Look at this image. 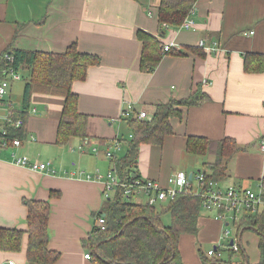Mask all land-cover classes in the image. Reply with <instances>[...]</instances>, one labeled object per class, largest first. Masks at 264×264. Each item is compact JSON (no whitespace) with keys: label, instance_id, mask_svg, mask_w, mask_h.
I'll return each instance as SVG.
<instances>
[{"label":"crops","instance_id":"obj_1","mask_svg":"<svg viewBox=\"0 0 264 264\" xmlns=\"http://www.w3.org/2000/svg\"><path fill=\"white\" fill-rule=\"evenodd\" d=\"M160 1L0 0V56L14 49L62 53L74 44L78 51L99 58L87 68L85 78L71 87L78 110L87 115L84 137L56 144L64 97L46 90L30 91L28 136L16 152L49 162L54 173L13 164L7 149L0 153V228L26 231L27 201H48V248L60 254L53 264H100L82 240L90 235L93 214L103 205V179H86L84 174L112 169L105 152L114 140L120 148L113 157L124 156L131 126L129 118L120 114L127 103L145 111L148 118L156 104L171 98H185L197 90L207 96L170 119L172 133L161 144H140L132 175L165 185L176 171L208 172L206 163L213 161L212 155L185 150L187 137L198 135L213 140L227 137L240 146L226 163L225 178L220 180L224 184L258 190L264 180V62H259L264 60V0H196L191 29L181 28L182 23H160ZM138 32L157 38L162 46L171 45L169 51L161 50L151 71L140 67ZM200 39L206 45L217 42L219 49L205 52L198 45ZM18 71L21 79L9 83L0 101V126L9 109L22 108L27 70ZM221 223L213 213L200 209L196 232L182 234L178 240L182 264H203L199 253L207 257L206 252L217 245L226 225ZM236 224L227 223V227L237 236L243 254L233 252L231 260L243 258L244 264H256L259 235L250 229L237 234ZM226 240L228 244L230 239ZM203 241L208 243L206 252L198 248ZM26 246L24 232L19 250L0 248V262L11 259L29 264ZM234 254L238 257L233 260ZM227 257L224 252L221 259Z\"/></svg>","mask_w":264,"mask_h":264},{"label":"trees","instance_id":"obj_2","mask_svg":"<svg viewBox=\"0 0 264 264\" xmlns=\"http://www.w3.org/2000/svg\"><path fill=\"white\" fill-rule=\"evenodd\" d=\"M196 0H161L158 7V20L166 25L176 26L183 22ZM142 42L140 67L151 71L158 64L163 46L161 42L146 33L138 32ZM13 56L14 69H26L22 92V108L13 114V120L22 119V125L16 128L12 123H3L7 137L18 138L21 141L28 136L26 128L27 107L31 89L46 90L61 94L64 102L57 125L56 144L65 145L71 138L86 136L87 115L78 110L77 94L71 90L72 83L83 80L90 65L99 62L95 55L77 50L74 44L68 46L62 53L7 50ZM4 54V53H3ZM0 56V68L6 62ZM260 65L264 60H260ZM247 68L252 69L246 63ZM207 98L201 90L185 98H171L155 105L150 117L143 119L129 118L131 137L127 140L126 152L120 158L109 159L112 170L121 179L130 180L136 175L135 167L141 143L159 145L164 137L172 133L170 119L180 117L183 107L195 106ZM240 149L234 140L224 137L213 140L204 136L190 135L187 137L185 150L193 155L209 154L213 161L206 163V179L216 181L225 178L227 161ZM264 195V180L262 181ZM53 195V193H51ZM50 195V196H51ZM27 229L0 228V248L8 251L20 249L24 232L27 235L26 260L29 264H53L59 257V252L48 248V216L50 205L48 201H27ZM200 197L192 194H178L159 207L142 202L124 199L117 191L111 197L103 200L99 211L93 214L95 220L92 231L82 240L93 258L100 264H182L177 248L182 234H194L200 211ZM169 214V224L165 225L162 216ZM104 216L103 224H98L95 217ZM103 225V228L102 226ZM237 234L250 229L259 235L258 249L260 258L256 264H264V209L253 215L242 217L236 224ZM224 248L214 246L221 255L207 256L199 253L203 264H244L233 262V251L229 244ZM222 246V247H223ZM226 259H221L223 253Z\"/></svg>","mask_w":264,"mask_h":264},{"label":"built area","instance_id":"obj_3","mask_svg":"<svg viewBox=\"0 0 264 264\" xmlns=\"http://www.w3.org/2000/svg\"><path fill=\"white\" fill-rule=\"evenodd\" d=\"M195 14L194 5L189 10L187 17L183 20L181 28L191 29L193 26L192 15ZM205 52H214L219 49L217 42H212L206 45L203 39L198 42ZM170 44L163 46L164 51H169ZM6 62L4 67L0 68V101L7 94L9 83L21 79L18 69L13 67V56L9 53H4L2 56ZM206 85L207 81L204 80ZM34 110V109H33ZM16 110L9 109L4 123H12L16 128L22 125V119L13 120V114ZM121 118H138L147 117V113L143 110H136L132 103H127L120 114ZM32 140L34 136H29ZM264 142V141H263ZM21 145V140L14 137H7L5 127L0 126V153L5 149H10V161L18 166L26 167L32 171H55L49 167V162H41L35 159H30L25 154H18L16 149ZM120 148L118 140H114L112 145L105 152V157L113 158V152ZM264 149V144L262 145ZM71 176L73 172L69 173ZM206 171L199 170L192 174L191 179L184 171H176L169 175L165 185L160 184L156 180L133 177L130 180L121 179L116 172L109 169L106 173L101 174L96 170L93 175L84 174L86 179H103L102 199L105 200L111 197L117 191L122 193V197L127 200L142 202L148 205L156 206L172 200L178 194H192L200 197V208L204 211L213 213L216 219L225 223L224 229L220 235V239H230L229 245L233 251H238L239 244L237 236L227 227V223H236L246 215H253L264 208V195L262 183L258 190L252 188H236L233 185L224 184L222 181L206 179ZM143 199V201H138ZM98 224H103L104 216L98 215L95 217ZM103 228V225H101ZM231 242V243H230ZM218 247L222 248L223 243L219 241ZM207 256L217 255L221 253L213 247L206 252ZM86 258H90L89 253H85ZM0 264H17L14 260L8 259Z\"/></svg>","mask_w":264,"mask_h":264},{"label":"rangeland","instance_id":"obj_4","mask_svg":"<svg viewBox=\"0 0 264 264\" xmlns=\"http://www.w3.org/2000/svg\"><path fill=\"white\" fill-rule=\"evenodd\" d=\"M8 150V153H9V158H10V149H7ZM157 206H159V205H157ZM156 206V207H157ZM169 220H170V218H169V214H164L163 216H162V221H163V223L165 224V225H167V224H169ZM222 224V223H221ZM223 228V227H222ZM222 231H223V229H222ZM222 233V232H221ZM245 233H247V231H245ZM219 241H221V243H223V244H227V240L226 239H223V240H221V239H218ZM244 243V245L246 246V241H244L243 242ZM216 243H214V245H215ZM213 245H210V248L212 247ZM216 246V245H215ZM198 248H200V249H203L205 252H206V249L208 248V243H207V241H203V242H200V245L198 244ZM235 256H237L238 257V255L236 254H234L233 255V257H232V259L234 260V258H235ZM223 257H225V255L223 256ZM236 257V258H237Z\"/></svg>","mask_w":264,"mask_h":264},{"label":"water","instance_id":"obj_5","mask_svg":"<svg viewBox=\"0 0 264 264\" xmlns=\"http://www.w3.org/2000/svg\"><path fill=\"white\" fill-rule=\"evenodd\" d=\"M191 177H192V172H189V173H188V178L191 179ZM230 243H231V242H230Z\"/></svg>","mask_w":264,"mask_h":264}]
</instances>
